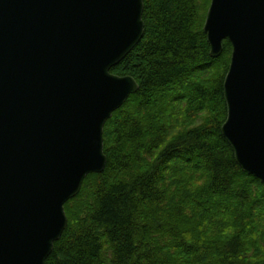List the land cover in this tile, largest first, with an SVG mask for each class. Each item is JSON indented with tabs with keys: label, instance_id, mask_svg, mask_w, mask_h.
Returning <instances> with one entry per match:
<instances>
[{
	"label": "trees",
	"instance_id": "obj_1",
	"mask_svg": "<svg viewBox=\"0 0 264 264\" xmlns=\"http://www.w3.org/2000/svg\"><path fill=\"white\" fill-rule=\"evenodd\" d=\"M211 1L144 0V36L111 70L139 90L106 122V167L65 204L46 264H264V184L221 131L232 44L211 57Z\"/></svg>",
	"mask_w": 264,
	"mask_h": 264
},
{
	"label": "water",
	"instance_id": "obj_2",
	"mask_svg": "<svg viewBox=\"0 0 264 264\" xmlns=\"http://www.w3.org/2000/svg\"><path fill=\"white\" fill-rule=\"evenodd\" d=\"M144 0H0V264H46L65 204L104 171V128L139 84L111 70L141 41ZM210 55L226 40L221 131L264 184V0H212Z\"/></svg>",
	"mask_w": 264,
	"mask_h": 264
}]
</instances>
